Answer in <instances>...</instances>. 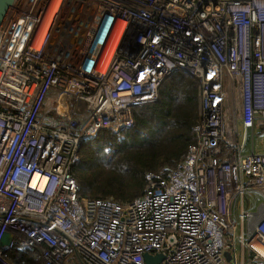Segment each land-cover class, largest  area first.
I'll return each mask as SVG.
<instances>
[{"label":"built area","instance_id":"obj_1","mask_svg":"<svg viewBox=\"0 0 264 264\" xmlns=\"http://www.w3.org/2000/svg\"><path fill=\"white\" fill-rule=\"evenodd\" d=\"M75 16L93 24L72 56ZM176 71L197 82V145L129 204L80 198L82 149L132 127ZM259 136L264 0H17L0 27V264L15 248L42 264H264Z\"/></svg>","mask_w":264,"mask_h":264},{"label":"trees","instance_id":"obj_2","mask_svg":"<svg viewBox=\"0 0 264 264\" xmlns=\"http://www.w3.org/2000/svg\"><path fill=\"white\" fill-rule=\"evenodd\" d=\"M134 124L118 133L103 131L87 144L72 174L82 199L129 204L143 195L150 174L165 175L197 145L200 121L194 78L174 72L163 84L159 100L133 110ZM12 264H42L35 248L8 251Z\"/></svg>","mask_w":264,"mask_h":264},{"label":"rangeland","instance_id":"obj_3","mask_svg":"<svg viewBox=\"0 0 264 264\" xmlns=\"http://www.w3.org/2000/svg\"><path fill=\"white\" fill-rule=\"evenodd\" d=\"M76 18H77V16H75V18L73 20L74 28L68 33V35L66 37L65 49H66V52L70 51L72 56H75L79 53L80 48L82 47V43H83V40L85 38V35H86V33L90 27V24H91L89 19H85L83 24H82L81 19L76 20ZM45 111H46V114L52 115V112H50L48 110H45ZM256 143H257V145H259L256 148V151L264 152V148H263L264 137H260V136L256 137ZM254 200L259 203L260 202V196L255 195L251 198H246V200H245L246 205L249 206L250 204H253ZM223 256L227 262L233 261V254L230 250L226 249L223 253Z\"/></svg>","mask_w":264,"mask_h":264},{"label":"water","instance_id":"obj_4","mask_svg":"<svg viewBox=\"0 0 264 264\" xmlns=\"http://www.w3.org/2000/svg\"><path fill=\"white\" fill-rule=\"evenodd\" d=\"M16 2H17V0H0V27H1L2 21L4 20L5 16L7 15L8 11L15 6ZM92 24H93V21L91 22L90 27H89L86 35H85V38H84L83 43H82V48L84 47V45L87 41V38L90 34ZM10 239H11V235L9 233H6L3 236L1 245L2 246L9 245ZM145 260H146L147 264H158V262L161 261V257L160 256H156V257L146 256Z\"/></svg>","mask_w":264,"mask_h":264},{"label":"bare ground","instance_id":"obj_5","mask_svg":"<svg viewBox=\"0 0 264 264\" xmlns=\"http://www.w3.org/2000/svg\"><path fill=\"white\" fill-rule=\"evenodd\" d=\"M98 44V42H97ZM65 96L60 93H54L48 100L49 106H56L61 113H66L67 109L64 105Z\"/></svg>","mask_w":264,"mask_h":264},{"label":"crops","instance_id":"obj_6","mask_svg":"<svg viewBox=\"0 0 264 264\" xmlns=\"http://www.w3.org/2000/svg\"><path fill=\"white\" fill-rule=\"evenodd\" d=\"M52 96H53V95H52ZM52 96H51V97H52Z\"/></svg>","mask_w":264,"mask_h":264}]
</instances>
